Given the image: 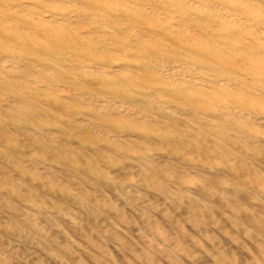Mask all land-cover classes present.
Returning a JSON list of instances; mask_svg holds the SVG:
<instances>
[{"label":"bare ground","instance_id":"6f19581e","mask_svg":"<svg viewBox=\"0 0 264 264\" xmlns=\"http://www.w3.org/2000/svg\"><path fill=\"white\" fill-rule=\"evenodd\" d=\"M0 264H264V0H0Z\"/></svg>","mask_w":264,"mask_h":264},{"label":"clouds","instance_id":"9594fccd","mask_svg":"<svg viewBox=\"0 0 264 264\" xmlns=\"http://www.w3.org/2000/svg\"><path fill=\"white\" fill-rule=\"evenodd\" d=\"M9 255H10V253H9Z\"/></svg>","mask_w":264,"mask_h":264}]
</instances>
